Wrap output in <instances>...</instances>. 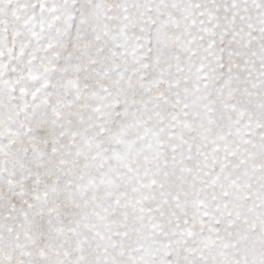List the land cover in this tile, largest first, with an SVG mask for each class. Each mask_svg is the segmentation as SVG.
Listing matches in <instances>:
<instances>
[{"label": "snow or ice", "instance_id": "6c2138e0", "mask_svg": "<svg viewBox=\"0 0 264 264\" xmlns=\"http://www.w3.org/2000/svg\"><path fill=\"white\" fill-rule=\"evenodd\" d=\"M0 264H264V0H0Z\"/></svg>", "mask_w": 264, "mask_h": 264}]
</instances>
